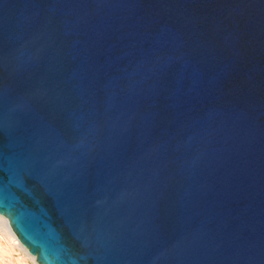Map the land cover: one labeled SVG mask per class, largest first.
I'll return each instance as SVG.
<instances>
[{
  "label": "water",
  "instance_id": "water-1",
  "mask_svg": "<svg viewBox=\"0 0 264 264\" xmlns=\"http://www.w3.org/2000/svg\"><path fill=\"white\" fill-rule=\"evenodd\" d=\"M0 216L37 264H264V0H0Z\"/></svg>",
  "mask_w": 264,
  "mask_h": 264
},
{
  "label": "bare ground",
  "instance_id": "bare-ground-1",
  "mask_svg": "<svg viewBox=\"0 0 264 264\" xmlns=\"http://www.w3.org/2000/svg\"><path fill=\"white\" fill-rule=\"evenodd\" d=\"M0 264H37L0 216Z\"/></svg>",
  "mask_w": 264,
  "mask_h": 264
}]
</instances>
